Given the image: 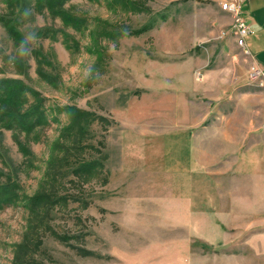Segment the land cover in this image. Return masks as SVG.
<instances>
[{
	"label": "rangeland",
	"instance_id": "obj_1",
	"mask_svg": "<svg viewBox=\"0 0 264 264\" xmlns=\"http://www.w3.org/2000/svg\"><path fill=\"white\" fill-rule=\"evenodd\" d=\"M109 1L68 0L64 7L88 20L80 30L34 13L19 27L23 50L0 24V78L39 91L54 118L17 139L0 128V182H16L20 198H46L0 207V264H264V202H237L227 235L209 240L176 225L165 204L161 149L172 111L180 116L188 101L194 135L200 122L221 136L233 130L221 118L243 116L241 90L264 108V85L247 79L251 57L236 44L230 15L221 0H131L136 11ZM251 8L242 6L247 15ZM116 27L126 33L102 35ZM84 163L90 171L76 173Z\"/></svg>",
	"mask_w": 264,
	"mask_h": 264
},
{
	"label": "crops",
	"instance_id": "obj_2",
	"mask_svg": "<svg viewBox=\"0 0 264 264\" xmlns=\"http://www.w3.org/2000/svg\"><path fill=\"white\" fill-rule=\"evenodd\" d=\"M245 4L252 7L250 15L244 12L243 15L253 29L246 36V47L252 63L264 65V0H245L243 6ZM258 25L263 27L261 31L256 29ZM235 98L243 113L241 119L235 122L232 118L220 120L221 127L229 123L233 128L229 135H207L206 123L199 122L195 136L191 130L194 121L188 101L185 104L183 101L180 116L175 117L173 111L170 113L171 128L163 132L161 159L168 178L167 213L171 214L176 225L205 240L227 235L230 218L237 213L235 208L232 209L237 202H245L244 206L247 202H264V120L261 107L255 109L253 103L257 98L250 90H241ZM261 101L264 103V96ZM239 127L243 129L241 133ZM219 138L220 150L217 146ZM237 183L239 187L233 188ZM254 192L257 193L256 201ZM241 213L244 216L246 211Z\"/></svg>",
	"mask_w": 264,
	"mask_h": 264
},
{
	"label": "trees",
	"instance_id": "obj_3",
	"mask_svg": "<svg viewBox=\"0 0 264 264\" xmlns=\"http://www.w3.org/2000/svg\"><path fill=\"white\" fill-rule=\"evenodd\" d=\"M67 1L68 0H4L5 10L0 12V24L3 26L6 33L13 39L15 45L18 44L21 46L17 49H22L25 45V37L19 28L20 25L26 21L27 17H31L34 13H41L43 10H46L52 17L59 18L63 24L71 26L75 30H80L83 26L88 24V20L85 17H79L69 12L64 7ZM117 2L124 3L122 5L126 4V10L128 9L130 11H136L138 6V4L131 0H110L108 6L111 9H117L118 7L125 10L120 4L117 7L110 5H114V3ZM151 26L152 24L148 23L139 27L134 30V34H139L149 29ZM114 29L115 28H113L114 32H112V30L104 28L102 35L111 38L126 33L121 27H116V29ZM37 56H39V54H37ZM38 61L40 62L39 59L37 62ZM20 62L23 63L19 57H15L13 60V63L18 64ZM78 114H80L81 120H85L83 125H85L87 121L90 122V120L87 119L88 113L86 114L83 111H79V113H76V116H78ZM51 118H53L52 115L45 113L43 100L40 97L39 91L25 84L22 79L8 77L0 78V128L15 132V138L17 139L18 135H16V131H34L37 127L44 125L47 119ZM77 120L79 121L78 117L76 120L71 119L67 129L73 128ZM83 125H80V127ZM76 146H78L77 143L73 145V147ZM29 152L30 151L27 153L25 152V155L29 154ZM86 167L88 168L85 169ZM89 167L90 166L84 163L76 168L75 172L85 174L90 171ZM15 190H17V185L13 180L7 179L4 182H0V207L2 205H10L20 199L30 208L43 204V202L37 201H46V198H41V196L31 198V200L23 196L20 198L17 196Z\"/></svg>",
	"mask_w": 264,
	"mask_h": 264
},
{
	"label": "built area",
	"instance_id": "obj_4",
	"mask_svg": "<svg viewBox=\"0 0 264 264\" xmlns=\"http://www.w3.org/2000/svg\"><path fill=\"white\" fill-rule=\"evenodd\" d=\"M245 0H221V9L226 11L231 18L230 31L234 36L236 44L243 48V52L250 55L246 47V36L253 32L251 26L245 20L242 6ZM248 81L261 80L264 84V65L252 63L247 72ZM264 120V108L262 110Z\"/></svg>",
	"mask_w": 264,
	"mask_h": 264
},
{
	"label": "bare ground",
	"instance_id": "obj_5",
	"mask_svg": "<svg viewBox=\"0 0 264 264\" xmlns=\"http://www.w3.org/2000/svg\"><path fill=\"white\" fill-rule=\"evenodd\" d=\"M252 81L256 82L258 85H261V86L264 85V84H262V81H261V80H252ZM254 84H255V83H254Z\"/></svg>",
	"mask_w": 264,
	"mask_h": 264
}]
</instances>
